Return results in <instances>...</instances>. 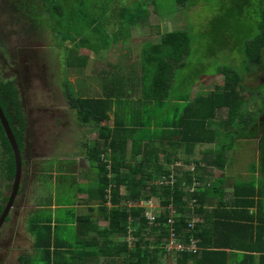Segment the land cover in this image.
<instances>
[{
	"label": "trees",
	"instance_id": "1",
	"mask_svg": "<svg viewBox=\"0 0 264 264\" xmlns=\"http://www.w3.org/2000/svg\"><path fill=\"white\" fill-rule=\"evenodd\" d=\"M194 1L174 0L179 7ZM150 2L160 10L156 0L119 6L117 0H4L14 22H28L33 29L47 26L61 44L80 37L72 48H63L67 65L83 70L86 79L95 73L104 81V93L97 96H85L81 87L63 91L77 121L96 135L83 143L85 157L97 170L86 198L97 215L75 219V240L66 247L48 219H33L35 225L28 229L34 251L18 256L17 264H58L55 256L67 254L75 261L83 255L110 260L122 256L123 264H264V82L254 88L243 85L244 74L264 70V0H233L225 16L212 20L221 45L234 40L241 44L233 48L242 54L243 66H220L215 73L223 76V83L194 94L197 75L186 81L179 73L191 48L188 30L173 29L159 33L157 40H144L136 61L139 72L124 66L121 73L129 72L123 77L116 75V64L97 70L89 66L88 52L79 53L83 47L97 52L98 45L85 33L93 40L109 38L106 24L113 15L120 26L112 40L119 35L129 44L130 28L148 25ZM231 17L252 18L255 25L241 37L229 23ZM0 56H7L2 42ZM8 65L14 67V61ZM116 76L119 87L108 84ZM16 81L0 73V108L21 151L27 124ZM63 83L70 84L67 79ZM244 140H256L257 158L248 161L245 176L228 181L227 173L242 157ZM0 154L2 176L11 181L14 157L1 123ZM151 197L158 204L152 218L141 204ZM5 200L0 192V214ZM171 239L175 245L169 249ZM191 240L194 251L188 250Z\"/></svg>",
	"mask_w": 264,
	"mask_h": 264
},
{
	"label": "rangeland",
	"instance_id": "2",
	"mask_svg": "<svg viewBox=\"0 0 264 264\" xmlns=\"http://www.w3.org/2000/svg\"><path fill=\"white\" fill-rule=\"evenodd\" d=\"M133 1L135 0H117V5L119 6L122 3L131 4ZM156 1L160 10H157L152 2L148 4V25L132 26L130 28L129 44L122 43L124 42L123 38L119 35H117L118 38L112 40V32L116 33L120 26L119 19L114 15L108 18L106 24V33L109 38L93 40L92 35L85 33L92 44L96 43L98 45L97 52L85 47L79 50L81 54L88 52L89 56H92V61L88 63L89 66L97 67V70L101 68L110 70L108 64H116V69L119 70L116 75L121 77L129 72V70H124L121 73V67L124 66L127 68L131 66L130 70L132 69L133 73L139 72L135 60L138 59L139 46L144 40H157L159 33L173 29H184L188 30L191 35V48L185 59L186 66L179 73H181L182 80L186 81L187 77L197 75L199 83L192 89V94L196 91L204 93L211 90L214 85H221L223 76L215 73L220 66L231 64L235 68H242V54L237 52L235 47L233 48V44H241L237 40H229L230 42L226 46L221 45V38L217 36L216 29L211 25L215 17L225 16L226 10H230L234 6L233 0H195L186 7L175 5L174 0ZM4 5V0H0V42L5 47L7 54V56H0V73L2 76H12L13 71L8 65L12 60L23 64L25 68L24 71L18 72L19 77L16 76V79H20L18 88L24 111L27 113L29 128L26 132L24 147L28 151L26 157L28 160H32L31 164L26 167L25 180L28 184H34V178L41 176L39 171L42 173L43 169L46 170L51 167L49 165L52 163V159L67 161L75 157L78 159L75 161L77 164L70 167V170L77 171L73 177L77 179L79 178L78 175L82 174L88 177L89 174L90 176L85 179V182H87V179L92 182L95 169H91L88 162L83 158L85 153L81 144L86 143L87 139L92 140L94 133L88 132V125L80 124L77 121L74 110H71L67 105L63 91H71L75 87H79V90L84 89L80 93L85 96H93L94 93H97L98 85L101 84L99 86L100 93L97 94L100 95L104 93L101 89L104 86L102 84L104 81L100 82V77L95 73L94 77L88 76L86 79L83 70L77 71L67 65L63 48L64 46L72 48L79 42L80 37H76L74 40H66L61 44L49 33L47 26L33 29L28 22H14L13 15L5 11ZM229 21L232 27L234 26L240 31L241 37L250 33L255 25L252 18L240 21L238 17H231ZM233 21H235L234 25ZM86 36L85 38H87ZM231 40L233 39L231 38ZM117 77L119 78V76L112 78V83L108 84L117 83L119 81ZM66 79L70 84L63 83ZM121 80L126 84L127 80ZM262 82H264V70L244 74V87L254 88ZM117 87H119V84ZM251 105L253 108L256 107V101L251 100ZM222 116L224 117V114ZM239 151L242 157H238L231 173L237 174L236 176H239V174L245 176L248 161L252 156L255 160L257 158L256 140L242 141ZM47 159L51 160L50 163L45 161ZM42 161H44V166L40 164ZM47 162L48 165H46ZM56 162L58 163V161ZM55 166L58 165L55 164ZM52 173L54 175L50 178L57 179L60 175L55 171H52ZM214 173L215 175L220 174L218 170H214ZM28 179H31V181L29 182ZM61 183H64V180ZM73 189L70 186L66 189L63 188L59 195H62L61 197L65 199L73 200ZM141 204L146 208L148 214L158 210L156 198L151 197L149 200L142 201ZM11 211L13 210L11 209ZM19 220V217H14L12 212L10 221L16 222L20 226L24 219L22 218L20 222ZM30 224L29 229L32 230L35 225L33 217L29 218L28 225ZM61 227L65 228L66 226ZM22 232H27L25 227L20 228V230L14 227L13 230L12 227L7 226L0 232L1 237L7 239L0 246V264H17L18 256L24 253H32L31 241L27 239L25 243L21 241Z\"/></svg>",
	"mask_w": 264,
	"mask_h": 264
},
{
	"label": "crops",
	"instance_id": "3",
	"mask_svg": "<svg viewBox=\"0 0 264 264\" xmlns=\"http://www.w3.org/2000/svg\"><path fill=\"white\" fill-rule=\"evenodd\" d=\"M91 57L92 56H90V58ZM137 60H135V62ZM108 65H110V64H108ZM101 70H103V68ZM85 75H87V74H85ZM100 81H102V80L100 79ZM74 89L77 90V88H74ZM96 92L97 93L96 94L94 93L93 96L100 93L99 85L97 87ZM125 95H126V93H125ZM136 96H137V92H134L133 94H131L130 98L133 99V98H136ZM110 117L111 118H110V121L108 123L109 125H111L113 123V120H114V116L112 114H110ZM88 129H89L88 130L89 133H92V134L94 133V137L92 138V140L87 139L88 142L89 141L91 142L95 138V132L90 130V127H88ZM81 147L85 153L84 143L81 144ZM83 158L86 160V162H88L86 157H83ZM77 160L78 159H76L75 157H74V159H70L67 161H64L63 159L62 160L61 159H59V160L58 159L57 160L52 159V163H50V161H51L50 159L45 160V161H48L50 163L49 166H51V167L50 168L48 167L46 170L41 169L42 173L38 169L39 175H41V176H39L40 179L37 180V178H39V177L34 178L35 183L34 184L30 183L29 189L27 191H24L22 193V195H20L19 205L17 206V208H14L13 215H14V217H16V216L19 217V219H20L19 222L23 218L24 222H21V224L19 226L18 223H16V222L13 223V222L9 221L7 223V227H9V228L12 227L13 230H14V227L19 228V230H20V228L25 227L27 232L21 233V241L24 243L27 242L26 239L31 241L32 252L34 251V247H33L34 239H33V235L31 234V232L28 229L29 218H31V217H33V219L36 218L38 223L41 220L48 219L50 221L49 223H50L51 227L53 228L54 232L58 228V232L60 233V234L58 233L59 243L66 242L67 245H62L63 247H66V246H70V244H73L74 240H75V228H76L75 219L78 216H81V215L84 216V215L89 214V213L93 214L94 216L97 215L96 214L97 211L92 208V207H94V205L86 202L88 189L90 186L93 185L94 181H96L97 170L94 167H92L88 162L89 167L91 169H95L94 176L92 177L93 181L91 182L87 179V182H85V179L90 176L89 174H88V177H87V175L83 176V174L78 175L79 178L75 179L73 176L77 171L74 169L70 170V167H71V165L77 164L75 162ZM56 161H58V163ZM59 161H61V162H59ZM43 162L44 161H42L40 163L42 166H44ZM48 162L46 165L49 164ZM55 164H57L58 166L56 167ZM41 165H39L40 168H42ZM231 170L227 173V177H228L227 180L228 181H230V180L232 181L233 177H237L236 176L237 174L231 173ZM52 171L59 173L60 177L58 176L57 179H55L53 177L50 178V176L54 175L52 173ZM64 173H65V175H64ZM46 174H50V175H48V177L47 176L45 177ZM41 178H43V179H41ZM59 178H61V179H59ZM63 180H64V183H61V181H63ZM30 181H31V179L29 180V182ZM89 184H90V186H89ZM69 186H70V188H74L72 190L73 191V196H72L73 200L65 199V198L61 197L62 195H59L60 191L63 188L66 189V188H69ZM227 191H230V189L228 188ZM107 205H109V203H107ZM9 213H12V212L9 211ZM101 224L103 225V223H101ZM63 225H65L66 227L65 228L61 227ZM63 256L65 258L62 257V255L55 256V257H58V259H57L58 264H63V263L64 264H123L124 263L123 262L124 257H122V256H120L117 260H112V259L110 260L109 257H105L102 255H100V256L83 255L81 257L80 256L77 257L76 261L72 259L71 254H67V255H63Z\"/></svg>",
	"mask_w": 264,
	"mask_h": 264
},
{
	"label": "flooded vegetation",
	"instance_id": "4",
	"mask_svg": "<svg viewBox=\"0 0 264 264\" xmlns=\"http://www.w3.org/2000/svg\"><path fill=\"white\" fill-rule=\"evenodd\" d=\"M21 63H18V62H15L14 60V67H9L13 72H12V78L16 79V76L19 77L18 75V72H22L25 70L23 64ZM17 81V87H19V78L16 79ZM19 90V88H18ZM20 94V93H19ZM22 103V101H21ZM23 106V104H22ZM23 109H24V106H23ZM24 116H25V119H26V124H27V113L26 111H24ZM28 125H27V130H28ZM27 132V131H26ZM25 137H26V133H25ZM26 142V140L24 139V143ZM30 144V143H29ZM28 146V145H27ZM21 155H22V158H21V162H22V165H21V176H20V179H19V183H18V186L16 188V191L14 192V194L12 195V192H13V183H14V177L11 181H5L3 176H2V173L0 171V192L2 194L3 197H6L7 200L3 201L2 204H3V210L5 209L6 205L8 204V199L10 197H12V205L11 207L9 208V211L14 210V208H17V206L19 205V202H20V195H22V193L24 191H27L29 189V184L27 182V180H25V171H26V167L28 166V164H31V161L32 160H28V158L26 157L27 154H28V151L26 150V148L24 147L23 145V148L22 150L20 151ZM31 153V152H30ZM0 160H1V154H0ZM25 173V174H24ZM30 179H28L29 181ZM4 192V193H3ZM12 195V196H11ZM2 210V211H3ZM13 212V211H11ZM10 216H11V213H7L5 219H4V222L1 224L0 226V232L3 231V228H5L7 226V223L10 221ZM7 239L5 238H2L1 237V233H0V246H2L4 244V241H6Z\"/></svg>",
	"mask_w": 264,
	"mask_h": 264
},
{
	"label": "water",
	"instance_id": "5",
	"mask_svg": "<svg viewBox=\"0 0 264 264\" xmlns=\"http://www.w3.org/2000/svg\"><path fill=\"white\" fill-rule=\"evenodd\" d=\"M0 123L3 127L4 132H5V136L8 139V142L10 144L11 151H12L13 157H14L15 171H14V183H13V192H12V195H13L14 192L16 191V188L18 186L19 179L21 176V168H22L21 167V165H22L21 158H22V155L20 153L19 147L15 141V138L11 132V129L8 125V122L4 116L1 108H0ZM12 200H13L12 197H10L8 199V204L6 205L5 209L0 214V226L4 222V219L7 215V213L9 212V208L11 207V205L13 203Z\"/></svg>",
	"mask_w": 264,
	"mask_h": 264
},
{
	"label": "built area",
	"instance_id": "6",
	"mask_svg": "<svg viewBox=\"0 0 264 264\" xmlns=\"http://www.w3.org/2000/svg\"><path fill=\"white\" fill-rule=\"evenodd\" d=\"M147 215H148L149 217L152 218L153 213L148 214V211H147ZM169 222H171V219L169 220ZM193 223H194V220H192V221L190 222V225H193ZM174 245H175V240H174V239H171L170 244L167 245V247L170 249V248L173 247ZM176 249H177V250H178V249H182L181 244H180V245L177 244V245H176ZM195 249H196V248H195V241H194V240H191V245H190V247H189L188 250L194 251Z\"/></svg>",
	"mask_w": 264,
	"mask_h": 264
},
{
	"label": "clouds",
	"instance_id": "7",
	"mask_svg": "<svg viewBox=\"0 0 264 264\" xmlns=\"http://www.w3.org/2000/svg\"><path fill=\"white\" fill-rule=\"evenodd\" d=\"M24 139H26V137L24 136ZM20 150V149H19ZM194 220V219H193Z\"/></svg>",
	"mask_w": 264,
	"mask_h": 264
}]
</instances>
